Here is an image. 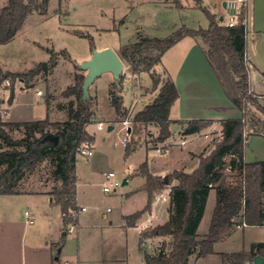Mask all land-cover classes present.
Returning <instances> with one entry per match:
<instances>
[{"label":"trees","instance_id":"obj_1","mask_svg":"<svg viewBox=\"0 0 264 264\" xmlns=\"http://www.w3.org/2000/svg\"><path fill=\"white\" fill-rule=\"evenodd\" d=\"M49 1L8 0L0 11V43L13 39L30 13H46ZM194 1V6L203 7L202 0ZM170 3L178 8L187 7L183 0H170ZM203 8L209 20L206 28L182 25L166 37H142L119 48L118 55L130 64L132 72H148L152 77V87L159 89L152 102L132 115L134 130H131V138L126 144L128 154L138 147L135 136L150 124L159 126V132L153 138L157 144L171 136L170 124L174 121L185 126V134L200 132L213 123L206 118H170L171 107L179 98V92L173 78L169 75L162 77L155 67L161 63L163 54L186 36L196 38L201 44L225 93L234 107L242 111L240 118L221 120V138L208 154L200 156L199 164L192 172L175 169L167 174L166 181L164 176L151 173L147 162L141 164L139 173L146 177L142 189L147 192L148 200L142 209L126 216L129 225H134L145 211L152 210L158 193L170 188L168 219L161 224L146 227L139 236V249L147 264H188L195 253L199 257L214 253L215 244L230 235L238 225L243 226L245 223L247 226H264V160H245L249 136L264 137V104L251 89L249 67L245 60L247 9L243 7L237 24L226 26L220 23L215 13ZM76 33L88 36L82 32ZM48 51L50 56L47 60L25 71L3 70L0 66V85L6 77H11L13 83L21 79L25 87H32L34 77L53 69L60 56L73 60L65 49ZM84 78V74L75 73V82L63 92L67 97H75L66 106L61 105L67 109L65 120L52 121L48 116L16 122L0 120V195L22 192L18 184L26 171L46 160L52 166V177L61 184L49 194L53 202L60 206L64 230L78 220V216L71 215L79 210L76 201L78 148L94 140L87 126L95 116L97 98L90 95L88 100H82ZM123 78L124 74H121L119 84L113 82L109 88L110 102L120 121H124L128 115L122 94ZM14 95L13 90L11 100ZM51 99L52 96H49L45 100L47 110ZM13 130L22 132V137H13ZM49 133L59 136L57 143L44 139ZM228 168L232 173L231 180H228L229 176L225 172ZM175 180L177 183L171 185ZM211 189L216 190V204L209 229L199 238L198 228ZM156 236H169L171 240L167 251L161 250L152 255L142 245L146 237ZM63 244L64 238H61L58 248ZM256 255L264 256V241L253 242L250 251L222 252L225 264H244Z\"/></svg>","mask_w":264,"mask_h":264},{"label":"rangeland","instance_id":"obj_2","mask_svg":"<svg viewBox=\"0 0 264 264\" xmlns=\"http://www.w3.org/2000/svg\"><path fill=\"white\" fill-rule=\"evenodd\" d=\"M166 1L50 0L46 13L41 14L38 11L30 13L14 38L7 43H0L1 68L25 71L36 63L47 60L50 56L48 49L56 51L65 49L73 60L60 56L53 69L49 72H41L34 77L31 89L17 94L16 101L26 102L31 110L24 115L35 119L48 116L52 121L65 120L67 109L61 105L66 106L69 100L75 97H67L63 95V92L75 82V73L86 74L79 65L91 57L93 49L111 47L118 51L122 45L136 42L142 37H166L182 25L206 28L209 20L203 7L215 13L217 17L222 15L223 19L227 20L235 11L232 7L236 6L235 0H202L203 7L194 6V0H183L187 7L178 8L170 3V0ZM7 2L8 0H0V11ZM224 2L228 3L227 7L224 6ZM76 32H82L88 36H81ZM173 57L174 55L171 56L172 59ZM166 60L168 62L170 58ZM124 63L122 94L124 104L128 108V115L124 121L118 120L115 108L110 102L109 88L114 82L113 74L110 72L101 74L91 87L90 95L97 98L95 116L87 126L89 133L94 136V140L89 141L93 145V154L89 160L77 155L76 173L80 182L79 189H87V195L84 198L88 209L82 212V218H90L93 226L82 228L83 231L80 234L76 230L73 231L72 235L76 239L73 241L72 248L77 246L79 238L82 251L79 263L73 264H105L109 262L106 259L108 254L120 258L122 264H141L142 253L138 250L137 227L114 231V227L108 228L107 225L109 221H113L114 224L124 222L123 214L141 209L147 200L146 193H134L144 181V176L139 173L141 164L149 162L151 167L156 169L159 162L169 157L166 153L159 156L155 154L156 148H154L155 142L152 136H157L159 129L153 126L145 127L135 136L138 147L127 153L123 139L127 132L131 133V130H134L131 122L132 115L147 103L152 102L159 89L152 87V77L148 72H142L136 78L130 71V64ZM156 70L162 77L168 75L162 63L157 65ZM37 89L43 91L44 100L52 96L48 112L46 102L34 93ZM141 91L147 93V96ZM152 92H157L156 96L150 94ZM5 107V105L0 106V108ZM175 113L173 111L172 114ZM2 117L5 116L0 115V120H3ZM98 121H103L105 124L101 130L97 128ZM109 125H114V128L108 129ZM128 129L131 130L128 131ZM11 134L15 138L22 137V132L18 130L11 131ZM258 138L264 142V137ZM261 139H251L249 136L246 150L256 152ZM204 152L205 150L195 152L191 156L193 159L200 158ZM175 161L176 159L172 158L169 164L177 163ZM111 170L116 172L121 182L127 176L129 181L126 184L122 183L115 191L105 192L103 190L105 173ZM225 172L229 176L228 180H231L230 169H226ZM60 186V182L52 177V166L46 160L43 161L34 169L27 170L25 176L19 181L18 189L24 191L25 195L6 196L2 199L1 216L6 213H10L11 217L15 215V226L21 233L24 230L28 232L31 228H39L40 220L34 214L40 209L39 207H41V215L45 213V210L42 209L41 196L31 193L42 190L52 191ZM57 206L60 209V206ZM107 207H110L111 211H106ZM212 209L213 206L209 204L208 214L199 228V238L209 229ZM155 210L157 217L153 219V225L163 223L167 217V202L161 201L159 205L153 206L150 212L153 213ZM26 211L31 212L33 223L26 222ZM104 212L106 216L103 215ZM57 220L60 221V219ZM170 240L169 236H156L148 245L143 244L142 247L152 255H156L161 250L169 249ZM259 241H264V226H238L230 235L215 244L214 253L200 257L195 253L190 257L188 264H225L222 252L250 251L252 243ZM21 254L23 251L20 250L19 258ZM60 262L63 264V258ZM244 264H254V259L246 260Z\"/></svg>","mask_w":264,"mask_h":264},{"label":"crops","instance_id":"obj_3","mask_svg":"<svg viewBox=\"0 0 264 264\" xmlns=\"http://www.w3.org/2000/svg\"><path fill=\"white\" fill-rule=\"evenodd\" d=\"M246 9L247 48L245 60L249 67V80L251 89L255 94L258 95L260 102L264 104V0H249ZM221 17L223 16L221 15L218 18L221 19ZM116 52L119 54V50ZM172 55H174L173 59L171 58ZM167 58H170V61L168 60V62H166ZM161 63L168 72V75L171 76L175 81L179 92V98L171 107L170 118L172 120L206 118L211 119L213 123L200 132L185 134V126L175 121L172 122L170 124V129L172 132L171 136L165 141L155 144L154 147L156 148L157 146H160L162 148L161 154H169V157L165 161L159 162L158 165L156 164V169L151 167L149 162L147 163L150 172L154 175L165 176L175 169L192 172L197 168L200 160L199 157L193 159L191 156L192 153L205 150L203 154H208L214 148L215 142L218 141L222 136L221 120L228 118H240L242 116V111L234 107L231 100L225 93L223 84L221 83L211 64L208 62L204 49L196 38L186 36L178 41L163 54ZM130 71L136 78L142 73L135 74L131 69ZM32 87H26L25 91H28ZM91 87L92 85L90 86V91L92 92ZM153 92L150 94H154L156 96L157 92ZM34 93L36 94V92ZM141 93L147 96V93L142 91ZM16 96L17 93L14 95V98L8 102L10 115L4 118L2 117V119L7 122L35 119L33 117H29V115H24L29 111L31 112V110L26 102L16 101ZM39 97L42 101L44 100L43 96ZM1 102V105H5L7 107L6 102L2 100ZM18 104L25 106V110L19 111L17 109ZM48 111L49 110H47V112ZM173 111L176 113L172 114ZM148 126H153L156 129H159V126L156 124H150ZM250 136L251 139H261L258 137H263L260 135ZM153 138L154 136H152V139ZM183 139L187 140L184 144L181 143ZM256 150V152H248L246 150L245 160L247 162L264 160V142H262V139ZM172 158L176 159L175 162L177 163L169 164ZM145 182L146 177L144 176V181L134 193L137 194L139 192H144L146 193V199L148 200L147 192L142 189V186ZM176 183L177 181L175 180L171 185ZM79 184L80 182L77 179L76 201L79 207L78 220L76 223L70 224L66 230H64L61 209H59V207L53 202V197L49 194V190L31 193L32 195L41 196L40 201L42 204V209L45 210V213L41 215V207H39L40 209L34 214V216H37L40 220L41 224L39 228H31L28 230V232L24 230L21 233V231H19L15 226L16 216L12 215L13 217H11L10 213H6L5 215L1 216L2 214L0 210V264H61V258H63V264H73L75 262L79 263L82 252L81 242L78 238L77 240L79 241L77 242V246L73 249V241L76 239V237H74L72 233L76 230L80 234V232L83 231L82 228L93 226L91 223L92 220L90 221V218H82V212L88 209V204L84 198L87 195V189L83 188L80 190ZM164 193L166 195V199L163 201L167 202V217L164 220L165 222L169 217L168 207L170 201V188H167ZM25 194L26 193H24V191L16 194H1L0 203L6 196L22 197ZM216 199V190L211 189L203 219L208 214L209 204L210 206H213L214 209ZM147 200L143 204V207L146 205ZM159 203L156 205L153 204V206H157ZM82 207H86V209L82 210ZM108 208L110 207H107L106 211H111V208L110 210H108ZM146 212L153 214L154 220L157 217L156 210L153 213L147 210L141 215L140 221L147 217L148 213ZM131 213H126L125 215L123 214L124 222L114 224L113 221H109L107 225L108 228L114 227V231H117V229H135L136 222L134 225H129L126 219V216ZM29 215L32 216L31 212H29ZM103 215L106 216V212H104ZM54 216L57 219H60V221L58 222ZM203 219L201 223L203 222ZM27 220L28 216L26 215V222L29 223ZM57 225H59V227H57ZM199 228L198 234H200ZM61 238H64V244L58 249L57 245ZM20 250L23 251L21 258L18 257ZM138 250L140 251L139 245ZM106 259H108L109 262H105V264H122L121 259L117 256H111L108 254ZM141 261V264H145L143 253Z\"/></svg>","mask_w":264,"mask_h":264},{"label":"built area","instance_id":"obj_4","mask_svg":"<svg viewBox=\"0 0 264 264\" xmlns=\"http://www.w3.org/2000/svg\"><path fill=\"white\" fill-rule=\"evenodd\" d=\"M249 0H235L236 6L232 7L234 8V12L231 13V15L228 17L227 20L224 19H219L220 23L226 26H234L235 24L238 23L241 12L243 7H246L248 4ZM228 3L226 2V7ZM247 29V28H246ZM17 81V82H16ZM14 83H13V79L11 77H6L3 81V83L0 85V106L2 104L1 100L6 102L7 107L5 108H0V115H4L5 117L10 115V109H9V101L11 100V94L12 91L14 90V94H18V93H22L23 91H25L26 87L24 85V82L21 79H17ZM7 92V93H6ZM36 94L38 96H43V91L41 89H37ZM17 109L19 111H24L25 110V106H23L22 104H18L17 105ZM127 123V121H125ZM105 127V124L103 121H98L97 123V128L99 130L103 129ZM131 138V134L129 132L126 133V137L123 139V144L126 146L127 142L130 140ZM186 139H183L181 141L182 144L186 143ZM162 153V148L160 146L156 147V154L159 155ZM93 154V145L89 142H85L83 144H81L78 148V152L77 155H81L83 156L85 159L89 160L90 157ZM127 180V182L129 181V178L126 177L124 178ZM124 182V180H123ZM123 182H121V180L117 177V174L115 171H108L107 173H105V181L103 184V190L105 192H111V191H115ZM166 199V195L164 192L158 193L156 195L154 204H158L160 201H163ZM82 210H85L86 207H82ZM108 210H110V208H108ZM148 213L147 217L144 218L142 221H140V217L136 220V227L139 231V234L148 226H152L153 225V219H154V215ZM26 215L28 216V222L29 223H33L34 219L29 215V212L26 211ZM72 216H78V212H72L71 213ZM239 227L242 225H238ZM243 226H246V224L244 223ZM71 230V229H70ZM153 237H146L145 241H144V245H148ZM67 264V263H64Z\"/></svg>","mask_w":264,"mask_h":264},{"label":"water","instance_id":"obj_5","mask_svg":"<svg viewBox=\"0 0 264 264\" xmlns=\"http://www.w3.org/2000/svg\"><path fill=\"white\" fill-rule=\"evenodd\" d=\"M226 6V2H224ZM223 17H221V20ZM81 70L86 71L85 78L82 84V100H88L90 97V86L95 80L105 72H111L114 77V82L119 84L120 77L123 71L124 62L117 52L111 47H104L102 49H93L92 55L89 59L84 60L79 65ZM114 125H109L108 129H113ZM131 129H128L130 131ZM44 139H51L54 142H58L59 136L54 134H47ZM167 181V175L164 176ZM127 180L124 179L123 184H126ZM264 262V256L256 255L254 257V264H262Z\"/></svg>","mask_w":264,"mask_h":264}]
</instances>
